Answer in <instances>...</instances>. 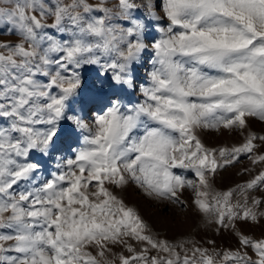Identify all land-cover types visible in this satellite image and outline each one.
I'll use <instances>...</instances> for the list:
<instances>
[{
    "label": "snow or ice",
    "instance_id": "1",
    "mask_svg": "<svg viewBox=\"0 0 264 264\" xmlns=\"http://www.w3.org/2000/svg\"><path fill=\"white\" fill-rule=\"evenodd\" d=\"M0 30V264H264V0H0ZM129 185L237 246L161 237Z\"/></svg>",
    "mask_w": 264,
    "mask_h": 264
},
{
    "label": "rangeland",
    "instance_id": "2",
    "mask_svg": "<svg viewBox=\"0 0 264 264\" xmlns=\"http://www.w3.org/2000/svg\"><path fill=\"white\" fill-rule=\"evenodd\" d=\"M151 32L152 29H149ZM15 40L17 37L8 35L6 32L0 30V40ZM149 70L147 64H142L139 67V76L141 80L138 83L144 82L146 78V72ZM91 74V70H88L87 75ZM134 97H138V89L133 92ZM251 127L258 133H264V122L252 119L250 121ZM203 139L209 146L218 145H232L242 142V137L237 133L223 132L218 134L215 132H205L202 134ZM75 147V145L73 146ZM70 153H64L69 155ZM59 155V154H58ZM56 159H49L45 163V168L51 172L55 171ZM245 167H251L249 160L246 157H242L240 163L234 167L229 168L226 172H223L216 178V186L221 189L234 186L248 179L247 174H239L240 170ZM192 178L191 173H183ZM47 175V173H45ZM116 194L122 197L130 206L136 207L144 217L146 221L153 226L154 231L158 232L161 237H166L169 240H179L182 238H192L200 241L204 246L211 247L207 244L209 240H215L216 246L225 247H236V238L227 231H222L219 234L215 231V226L208 224L203 217L198 214L192 213L189 210L181 212L179 209L171 210L167 214L166 218H161L157 212L156 202L147 198L143 192L138 189L135 185H129L124 190L116 189ZM188 193H185L187 198ZM245 231L255 237H260L264 234V221L259 225H249L245 227Z\"/></svg>",
    "mask_w": 264,
    "mask_h": 264
}]
</instances>
